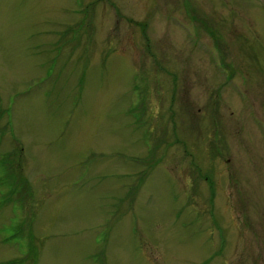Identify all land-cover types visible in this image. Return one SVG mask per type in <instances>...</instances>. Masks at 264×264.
Listing matches in <instances>:
<instances>
[{"label":"rangeland","instance_id":"rangeland-1","mask_svg":"<svg viewBox=\"0 0 264 264\" xmlns=\"http://www.w3.org/2000/svg\"><path fill=\"white\" fill-rule=\"evenodd\" d=\"M0 264H264V0H0Z\"/></svg>","mask_w":264,"mask_h":264},{"label":"trees","instance_id":"trees-1","mask_svg":"<svg viewBox=\"0 0 264 264\" xmlns=\"http://www.w3.org/2000/svg\"><path fill=\"white\" fill-rule=\"evenodd\" d=\"M87 8V7H86ZM88 9V8H87Z\"/></svg>","mask_w":264,"mask_h":264}]
</instances>
